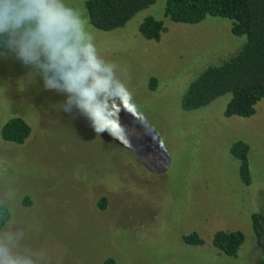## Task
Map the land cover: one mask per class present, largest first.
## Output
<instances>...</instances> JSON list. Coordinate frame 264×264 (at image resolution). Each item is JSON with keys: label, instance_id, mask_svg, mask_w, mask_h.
<instances>
[{"label": "rangeland", "instance_id": "obj_1", "mask_svg": "<svg viewBox=\"0 0 264 264\" xmlns=\"http://www.w3.org/2000/svg\"><path fill=\"white\" fill-rule=\"evenodd\" d=\"M86 1L66 3L83 12L97 54L116 65L139 110L118 114L120 140L98 135L75 104L65 111L68 94L47 88L41 69L0 52V205L10 209L9 222L27 233V247L46 250L50 264H254L262 255L252 215L264 211V99L248 119L225 116L230 95L198 111L182 108L191 82L246 37L219 17L174 23L166 0L103 32L91 26ZM149 16L167 28L159 42L140 33ZM16 117L32 129L23 145L1 138ZM237 141L250 146V186L231 154ZM218 231L245 234L237 257L215 248ZM194 233L202 246L185 242Z\"/></svg>", "mask_w": 264, "mask_h": 264}, {"label": "trees", "instance_id": "obj_2", "mask_svg": "<svg viewBox=\"0 0 264 264\" xmlns=\"http://www.w3.org/2000/svg\"><path fill=\"white\" fill-rule=\"evenodd\" d=\"M158 0H87L85 7L91 26L103 32H112L125 26L133 16L155 4ZM165 16L174 23L197 25L208 17L229 19L232 34L246 37V42L233 55L206 67L195 78L182 99L186 112L198 111L216 100L230 95L225 109L226 117L251 118L256 114L257 104L264 99V0H166ZM141 35L149 41L159 42L167 31L164 21L153 16L145 18L140 25ZM0 52L10 50L0 44ZM151 88H156L153 79ZM32 129L22 118H12L2 128L5 142L23 145ZM233 157L240 162V179L246 186L252 183L250 170V146L237 141L231 149ZM99 207L103 209V201ZM31 205L30 196L24 200ZM11 212L0 205V223L10 221ZM252 227L261 257L254 264H264V211L252 215ZM187 244L202 246L204 240L196 233L185 236ZM246 236L241 231H218L213 238L216 249L228 257H237ZM103 264H117L109 258Z\"/></svg>", "mask_w": 264, "mask_h": 264}, {"label": "clouds", "instance_id": "obj_3", "mask_svg": "<svg viewBox=\"0 0 264 264\" xmlns=\"http://www.w3.org/2000/svg\"><path fill=\"white\" fill-rule=\"evenodd\" d=\"M0 44L24 65L44 73L45 86L68 94L99 135L126 136L121 110L138 109L132 93L105 62L86 30L84 14L66 0H0ZM27 233L0 223V264H50L44 249L26 246Z\"/></svg>", "mask_w": 264, "mask_h": 264}]
</instances>
